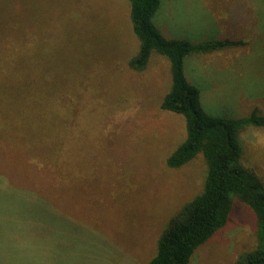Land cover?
<instances>
[{
	"label": "rangeland",
	"instance_id": "1",
	"mask_svg": "<svg viewBox=\"0 0 264 264\" xmlns=\"http://www.w3.org/2000/svg\"><path fill=\"white\" fill-rule=\"evenodd\" d=\"M159 2L152 20L165 39L249 43L185 58L204 111L264 117V0ZM138 50L128 0H0V264H148L202 190V155L165 164L186 135L183 117L160 108L170 63L153 52L135 73ZM238 140L264 186V129ZM256 230L253 210L234 201L189 264H234Z\"/></svg>",
	"mask_w": 264,
	"mask_h": 264
},
{
	"label": "trees",
	"instance_id": "2",
	"mask_svg": "<svg viewBox=\"0 0 264 264\" xmlns=\"http://www.w3.org/2000/svg\"><path fill=\"white\" fill-rule=\"evenodd\" d=\"M128 1L132 29L139 41L138 53L128 68L135 73L144 72L153 52L166 57L171 84L160 108L182 116L185 123V139L165 164L169 169H180L202 155L207 166L202 190L170 218L148 264H189L194 252L225 227L234 201L250 207L257 222L256 247L241 254L234 264H264V186L241 163L238 140L244 128L264 129V117L257 110L241 119L210 116L201 105L198 89L188 82L184 72L185 58L191 54L212 55L247 48L249 43L243 39L198 44L165 39L152 20L159 0Z\"/></svg>",
	"mask_w": 264,
	"mask_h": 264
},
{
	"label": "crops",
	"instance_id": "3",
	"mask_svg": "<svg viewBox=\"0 0 264 264\" xmlns=\"http://www.w3.org/2000/svg\"><path fill=\"white\" fill-rule=\"evenodd\" d=\"M171 5V7L172 8H174V7H177L178 6V4H175V3H169V6ZM194 70H196V71H198L197 69H194ZM198 75L199 74V72L198 73H196V72H193V75Z\"/></svg>",
	"mask_w": 264,
	"mask_h": 264
}]
</instances>
